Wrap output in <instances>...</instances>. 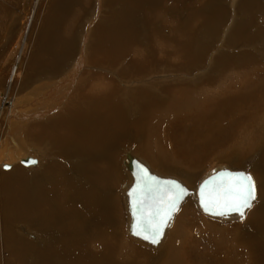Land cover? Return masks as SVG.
I'll return each mask as SVG.
<instances>
[{
    "label": "bare ground",
    "instance_id": "bare-ground-1",
    "mask_svg": "<svg viewBox=\"0 0 264 264\" xmlns=\"http://www.w3.org/2000/svg\"><path fill=\"white\" fill-rule=\"evenodd\" d=\"M91 1L89 15H94L82 30L85 43L79 35L78 47L76 16L89 10L87 0H0V60L7 59L0 64V86L6 85L0 107V167L14 164L11 171H0V251L10 252L11 264L31 257L35 243L27 246L20 238L28 237L24 234L28 221L38 223L42 243L48 241L44 237H59L58 245L37 244L39 264H150L152 259L157 264H264V242L259 240L264 233V174L256 177L260 198L256 201V191L254 207L259 201L261 205L254 212L247 210L241 220L217 219L188 195L156 245L131 230L127 194L136 182V161L152 173L173 178L149 163L166 171L171 164L197 169L217 155L216 160L235 159L236 153L230 151L243 161L263 150L264 0H241L231 13L222 0H206L223 12L218 19L214 11L213 16L208 14L207 25L202 26H194L199 23L196 14L169 20L179 14L169 0ZM163 2L169 5L166 13ZM78 4L82 7L76 9ZM227 19L232 20L229 27ZM18 20L21 29L15 31L10 21ZM163 23L173 25L170 33L161 31ZM201 42L208 46L213 63L198 73L205 62ZM241 45L253 47L236 50ZM212 48L218 50L213 55ZM47 51L50 59L44 57ZM54 59H64L65 72L55 67ZM182 72L197 74L189 77ZM51 76L55 77L47 78ZM169 124L172 130L167 129ZM132 141L136 149L129 146ZM30 149L40 152L41 158L47 153L49 160L28 157L31 160L23 163ZM19 163L32 169L25 171ZM259 168L264 172V156ZM14 174L16 180L10 178ZM10 185L13 189L5 191ZM122 197L132 237L126 243L118 227L121 214L112 213ZM182 209L184 233L176 241L167 240ZM200 211L223 225L241 223L252 213L248 227L257 237L246 226L210 230L197 217L202 216ZM112 220L116 228L104 230ZM16 221H22L20 234L12 225ZM113 232L121 234L119 241ZM93 236L100 244L92 249L88 240ZM130 240L147 253L124 259L125 249H137ZM142 246L153 249L152 254Z\"/></svg>",
    "mask_w": 264,
    "mask_h": 264
},
{
    "label": "rangeland",
    "instance_id": "rangeland-1",
    "mask_svg": "<svg viewBox=\"0 0 264 264\" xmlns=\"http://www.w3.org/2000/svg\"><path fill=\"white\" fill-rule=\"evenodd\" d=\"M3 0H1V2H2ZM172 2L173 4H174V8L176 9V11L179 13V14H176V15H174L173 14V16H170L169 17V20H171L170 18H175V19H179V20H182V17L184 16H187V15H190L191 17L192 16H194L195 14H196V18H197V21H199V23L198 22H196L195 23V25L194 26H202V25H207V15L208 14H210V15H212L213 16V11H214V17H215V19H218L219 17H218V15L219 14H221L222 12H223V10L221 9V7H220V9H219V5L218 6H215L214 4H208L207 2H206V0H199L198 2L195 0H191V3L189 2L190 0H184V2H181V1H178V0H169L167 3L169 4V2ZM186 1V2H185ZM192 1H194V2H192ZM208 2H209V0H207ZM219 1V0H218ZM241 0H222V4H224L225 5V7H227V10H229L230 11V13H231V10L233 9H231V7H233V4L234 5H239V2H240ZM261 1H263V0H261ZM204 2V3H203ZM208 4V5H205L206 3ZM167 3L166 2H163V7H162V12L163 13H166L167 11H168V9H169V5H167ZM199 3V4H198ZM230 3V4H229ZM80 4V3H79ZM79 4L78 5H76V9H78V8H80V7H82V6H79ZM97 4H98V2H97ZM166 4V5H165ZM180 4V5H179ZM198 4V5H197ZM220 5H221V2L219 3ZM27 5V4H26ZM165 5V6H164ZM92 6H93V4H92V1L91 0H87V2H86V5H85V10H88V11H83V10H81V11H83V12H81L80 14H77V16H76V18H78V20H77V22H76V30H75V34H74V39H75V44H77V46L78 47H80V43H77L78 42V38H79V35H81L82 34V37H81V39L83 38V40H84V33L82 32V30L84 29V28H86V27H89V19L90 18H93V15H92V13L89 15V13H90V10H91V8H92ZM215 6V9L213 10V7ZM230 6V7H229ZM208 7V8H207ZM211 7H212V9H211ZM202 8V9H201ZM205 9V10H204ZM207 9V10H206ZM14 10V9H13ZM154 13H155V10L154 9H151ZM202 11V12H201ZM206 13H205V12ZM216 11V12H215ZM222 11V12H221ZM170 13H172V11H171V9H170V11H169ZM98 13V12H97ZM103 13V12H102ZM217 13V14H216ZM219 13V14H218ZM183 15V16H182ZM237 15V14H236ZM253 15V13L250 11V15L249 16H251V17H253L252 16ZM75 16V15H74ZM73 16V17H74ZM180 16V17H179ZM203 16V17H202ZM240 16H242L241 14H240ZM70 17L69 16H67V18L65 19L67 22L70 20L69 19ZM204 18V19H203ZM264 19V18H263ZM263 19L261 20L262 22H263ZM228 20H229V22H228ZM85 21V22H84ZM218 21V20H217ZM11 22V26L13 27V29L16 31V27H17V29H21V21L20 20H18L17 22L16 21H10ZM12 22H13V24H12ZM205 22V23H204ZM218 22H220V20L218 21ZM230 22H232V20L231 19H227V26L229 27V25H230ZM262 22H260V23H262ZM229 24V25H228ZM66 24H64V26H65ZM88 25V26H87ZM208 25H210V24H208ZM68 26H69V23H68ZM162 27H160L161 28V31L163 32V30H165L163 33L164 34H168V33H170V29L171 28H173L172 26L173 25H168L167 23H163L162 25H161ZM19 27V28H18ZM64 29V28H63ZM163 29V30H162ZM167 30V31H166ZM87 32H88V30H87ZM12 37H15V34H12ZM222 38H223V36L222 35H220L217 39H216V41L218 42V41H220V40H222ZM34 41V40H33ZM222 42V41H221ZM84 43H85V40H84ZM261 43V42H260ZM259 43V44H260ZM79 44V45H78ZM202 44V45H201ZM255 45H258V44H255ZM6 46H7V43H3V48L5 47V49H6ZM199 47H200V50L202 51L201 53H202V55L201 56H203L202 57V59L205 61L203 64H205V65H203L202 64V66L199 68V70H198V73L200 72V71H202V70H207L206 68H210L211 69V67H212V57L211 56H209V54L207 53L209 50V48H208V46L204 43L203 44V42H201L200 43V45H199ZM248 47H253V45H249ZM248 47L247 46H243V45H241V46H239V48H237L236 50H240V51H242V50H248ZM2 48V49H3ZM202 48V49H201ZM217 48V47H216ZM213 50L211 51V55H213V54H215L218 50L217 49H215V48H212ZM215 49V50H214ZM235 50V51H236ZM207 51V52H206ZM6 52V51H5ZM49 51H47V54H46V56H44V57H47L48 59H50V52L48 53ZM200 53V54H201ZM213 53V54H212ZM48 55V56H47ZM209 56L208 58L206 57V56ZM204 57H205V59H204ZM211 57V58H210ZM4 58V57H3ZM46 58V59H47ZM69 58V57H68ZM65 59V58H64ZM64 59L63 60H61V59H54L53 61H51L53 64H55V67L57 68V69H63V72H65V66L67 65V63L64 61ZM3 60V61H2ZM6 60L7 59H2L1 58V60H0V64H1V66L3 65V63H6ZM2 62V63H1ZM210 62V63H209ZM59 63H61V65L59 64ZM64 63V64H63ZM70 65H72V63H70ZM58 66H59V68H58ZM203 67V68H202ZM209 69V70H210ZM67 72V71H66ZM215 76H218V73L217 72H212ZM181 74H183V75H187V76H191V77H196V74L197 73H192V72H189V73H185V72H182ZM155 76H160V75H155ZM214 76V77H215ZM55 76H51V77H47V78H50V79H52V78H54ZM46 79V78H45ZM47 81H49V79H47ZM205 81H203L202 83H204ZM219 82H221V80L219 81ZM218 82V83H219ZM199 84H200V82H199ZM5 87H6V85H1L0 86V107H1V105H2V102L4 101V95H3V93H4V90H5ZM172 92V91H171ZM183 119V118H182ZM172 125H170L169 124V126L168 127H170V128H167L168 130H172L171 128L173 127H171ZM165 130H166V128H165ZM139 134V133H138ZM0 137H1V135H0ZM30 138V137H29ZM30 141H32V140H30ZM32 142H34V141H32ZM48 142V141H47ZM262 142H264V140L262 141ZM129 143H131V141L129 142ZM132 143L133 144H130L129 146H131V147H133L134 149H136V147H137V145L132 141ZM223 151H224V149H223ZM30 153H29V155H27V154H25V155H27V157L26 158H24V159H27L28 157H30V158H36L37 159V157L39 158L40 157V152H35V150H33V149H30V151H29ZM230 153V155H232V154H235L233 157L235 158V159H233V160H227V161H221L220 159L219 160H216L217 159V157H218V155H217V157H213L212 159H210L208 162H206V163H204L200 168H197V169H189V168H187V167H174L175 165H173V167H172V164H171V169L169 170V171H166V170H163V169H161V168H159V167H156V166H154L153 164H150L149 163V167L150 168H152V169H155V170H158V171H160V172H162L163 173V175L164 176H168V177H173V178H176V179H178V180H180L181 182L183 181L184 183H185V186L187 187V189H189V190H193V189H195L197 186H198V183H199V181L201 180V179H203L212 169H215V168H218V167H220V166H227L228 168H230V169H233V170H237V169H242V170H246V171H248L252 176H253V178H254V180H255V185H256V191H257V200L256 201H258V199L260 198L259 197V193H258V190L260 189L259 188V182L258 183H256L257 181H258V178H256V177H259L258 175H263L264 174V172H262V171H260V168H259V165H260V159L262 160V157L264 156V148H263V150L262 151H257V152H254V153H252V154H250V155H248L247 156V158H245V159H242L243 161H238L239 160V158L238 159H236L237 157H239L238 156V153L236 152V151H230L229 152ZM47 153H45V152H43V158H39L40 159V162L41 161H44V160H46V162L49 160V156L48 157H45V155H46ZM32 156V157H31ZM143 156V155H142ZM34 158V159H35ZM46 158V159H45ZM55 157L52 155L51 156V160H53ZM48 159V160H47ZM22 160H23V158H22ZM55 160V159H54ZM17 161H19V160H17ZM1 165V164H0ZM10 165V166H9ZM12 165H13V167H14V164H11V162H6V163H2V167H0V171H3V172H9V171H11L12 169H13V167H12ZM19 167L20 168H22L23 170H25V171H28L27 169H30L31 167H27V166H25V165H23V164H21V163H19ZM6 166H8V168L6 167ZM123 167H124V165H123ZM32 169V168H31ZM33 169H36V168H33ZM182 169V170H181ZM181 170V171H180ZM179 171V172H178ZM185 172V173H184ZM158 173V172H157ZM191 174V175H190ZM195 174V175H194ZM17 174H14V177L11 175L10 176V178L12 179V180H16V176ZM121 175H125V176H123V179H125L126 177H127V175L123 172V173H121ZM29 176H32V175H29ZM27 176H25V178H26ZM14 178V179H13ZM29 178L30 177H27L26 179L27 180H29ZM121 179H122V177H121ZM122 179V180H123ZM125 180H123L122 182H124ZM15 185V184H14ZM259 188V189H258ZM0 189H1V187H0ZM10 189H13L12 188V185H10V186H6V190L5 191H7V190H10ZM259 192H260V190H259ZM0 193H1V190H0ZM113 194V193H112ZM121 194V193H120ZM124 197V196H123ZM123 197H122V204H120L119 205V203L117 204L118 205V207L114 210V211H112V213L114 212V213H120L121 214V220H119V222H120V224H118V227L120 228V232H121V234H118V233H116V232H113V234L115 235V236H117V238H116V240L115 241H119V236L121 235L124 239V243H126L127 241V239H129V237L130 238H132L129 234H128V225H129V214H128V210H127V206H126V204H125V200L123 199ZM189 200H191V199H189ZM187 202H188V200H187ZM259 204L261 205V202L259 201L257 204H256V206L255 207H253L251 210H250V212L251 211H253L254 212V210H256V209H258L257 207H259ZM188 206H190V203H188V204H186L185 205V207L184 208H186V207H188ZM0 209H1V205H0ZM108 210L107 211H111V209H109V207L107 208ZM183 210L184 209H182L181 210V212H180V214L177 216V218L175 219V221H174V223L171 225V227H170V229H169V231H168V233L166 234V239L167 240H169V239H171V240H174V241H176V239H177V237H179V236H181L182 237V234L184 233L183 232V229H185V226H186V223H185V221H186V217H183V218H181V215H182V212H183ZM198 212V211H197ZM200 215L202 214V216H204L205 218H207V219H205V218H202V216L200 217L198 214H197V217L200 219V221L202 222V223H206L207 225V227L210 229V230H215V229H218V228H222V227H228V228H231V227H244V226H246L247 227V229H245V230H248L249 232L248 233H250V234H252L254 237H257V235L254 233V231L253 232H251V229L248 227L249 225H248V223H249V218H250V216L252 215V213L250 214V216H248L247 217V219L245 220V221H242L241 223H239V221H237V223H233L232 224V222H228V223H226L225 225H223L222 223H213V222H211V221H209L210 220V218L209 217H206L205 215H204V213H202L201 211H200V213H199ZM205 220H208L209 222H207V221H205ZM112 222L113 223H111L110 225H104L105 227H107V228H105L104 230H110V231H113L114 230V228H116L115 226L117 225V224H114L115 223V221L114 220H112ZM181 222H183V227H181ZM27 223H29L28 221L25 223V226H28L29 227V225L31 226V228H32V230L30 229V228H28V227H26V229H28V231L26 230V232L24 233L25 235H27L28 237H24V236H22L21 234H20V231L19 230H17L18 228H20L19 227V225H22V221H16V222H12V225L14 226V228H15V230L17 231V232H19V234H20V238L23 240V242L28 246V245H31V244H33V243H35V246L39 249L40 247L39 246H37V244H41L42 243V239H43V235H41L38 231H37V228H38V223H31V224H27ZM204 223V224H205ZM10 224V223H9ZM24 224V223H23ZM121 225V226H120ZM217 225H219V226H217ZM212 226H213V228H212ZM22 227V226H21ZM112 227V228H111ZM1 228H2V224L0 223V230H1ZM23 228H24V226H23ZM108 228H110V229H108ZM249 228V229H248ZM201 229V228H200ZM0 232H2V231H0ZM200 233H201V231L197 234V236H199L200 235ZM262 233H263V231H262ZM101 235V234H100ZM99 235V236H100ZM263 235H264V233L261 235V237H260V239L259 240H261L262 242H264V239H263ZM38 236H39V238H38ZM98 236V235H97ZM95 237V236H93L91 239H93L92 241H91V239H89L88 240V242L90 243V245H91V247H92V249H93V247H94V245L93 244H100V240H98L99 239V237ZM0 237H2L1 236V233H0ZM45 238V240H48V241H46L45 243H42L41 245H48L49 247L51 246V245H58V241H59V237L57 238L56 237V239H54V237L53 238H47V237H44ZM256 239V238H255ZM205 241H207V239H205ZM93 242V243H92ZM116 243V242H115ZM130 243L133 245V246H136L137 247V249H133V250H131V251H129V250H124V254H123V258L124 259H128L129 260V256H131V255H135L136 257H139V256H141V255H143L144 253L146 254L147 252L145 251V252H143L142 250H140V249H138L139 248V246L136 244V243H133V241L132 240H130ZM110 245V243L108 244V246ZM264 246V245H263ZM36 247H35V249H33V250H31L30 252H29V255L31 256V257H28V256H26L25 255V257L22 259V264H39V260L35 257V254L36 253H39L38 252V250L36 249ZM143 248H145V249H148L149 251H151V254H152V251H153V249H151V248H146V247H144V246H142ZM141 247V248H142ZM42 248V247H41ZM93 251V250H92ZM86 252H89L88 254H90V255H92V256H96V253L95 254H92V252H90V251H86ZM98 252V251H97ZM100 252V251H99ZM154 252H157V251H154ZM10 252L8 251V250H5V251H2V249H1V251H0V264H11V262H10V260L11 259H9V257H10V254H9ZM23 254H25V253H23ZM91 256V257H92ZM257 257V256H256ZM256 257H252L251 259H255ZM2 262V263H1ZM55 262V261H54ZM157 264L158 262H155L154 261V259H152L151 261H150V264ZM14 264H17V263H14ZM188 264H191V263H189L188 262Z\"/></svg>",
    "mask_w": 264,
    "mask_h": 264
},
{
    "label": "water",
    "instance_id": "water-1",
    "mask_svg": "<svg viewBox=\"0 0 264 264\" xmlns=\"http://www.w3.org/2000/svg\"><path fill=\"white\" fill-rule=\"evenodd\" d=\"M30 160H31L30 158L26 159L23 161V163H26L27 161ZM134 171L137 175V177L134 179L136 182L134 186L131 189L129 188L127 191V194L129 195V210L132 216V220L130 223V228L132 231H135L137 225L141 224L144 221V219L152 215L153 212H155L158 209L163 210L165 208V205L159 202L157 193L160 191L162 187L168 186L170 182L173 181L176 184L180 185L182 188L186 189L185 195L178 205V210L182 202L185 200V198L188 195H192L196 197V201H198L200 209L206 215L221 220H228L233 217H237L238 219L241 220L245 217V215L242 218L238 212H227L226 214L221 215L220 212L225 211L223 208H214L213 206L209 205L208 208L206 209L204 205L203 197L201 195V191L202 189H204L205 185H208L209 189H211L221 184L227 185L230 183H239L240 180L238 179V177L239 174L241 173L244 176L250 175L254 181L253 176L248 171L242 169L233 170L223 165L218 168L212 169L203 179H201L198 183L196 190H189L179 180L174 178H164L155 173H152L147 166L139 164L138 161H136L135 163ZM255 195H256V186H255ZM246 211L247 210H245V213ZM175 213H173L172 219L168 221V225L172 223ZM165 228L163 230V235L165 232Z\"/></svg>",
    "mask_w": 264,
    "mask_h": 264
},
{
    "label": "snow or ice",
    "instance_id": "snow-or-ice-1",
    "mask_svg": "<svg viewBox=\"0 0 264 264\" xmlns=\"http://www.w3.org/2000/svg\"><path fill=\"white\" fill-rule=\"evenodd\" d=\"M238 179L239 183L221 184L211 189L205 185L201 191L205 208L207 209L209 205L214 208H223L225 211L220 212L221 215L227 212H238L243 218L245 210L250 211L254 207L255 183L250 175L244 176L242 173L239 174ZM185 191L186 189L174 181L162 187L157 197L165 208L158 209L146 217L141 224L137 225L134 234L152 244H158L168 221L172 219L173 213L178 211V205Z\"/></svg>",
    "mask_w": 264,
    "mask_h": 264
},
{
    "label": "crops",
    "instance_id": "crops-1",
    "mask_svg": "<svg viewBox=\"0 0 264 264\" xmlns=\"http://www.w3.org/2000/svg\"><path fill=\"white\" fill-rule=\"evenodd\" d=\"M205 221L209 222L208 220H205ZM217 226H219V225H217Z\"/></svg>",
    "mask_w": 264,
    "mask_h": 264
}]
</instances>
